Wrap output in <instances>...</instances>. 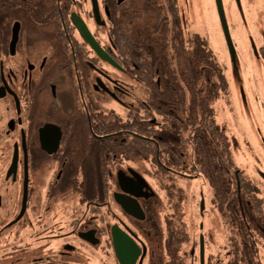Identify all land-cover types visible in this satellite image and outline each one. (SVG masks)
Wrapping results in <instances>:
<instances>
[{"label":"flooded vegetation","instance_id":"obj_1","mask_svg":"<svg viewBox=\"0 0 264 264\" xmlns=\"http://www.w3.org/2000/svg\"><path fill=\"white\" fill-rule=\"evenodd\" d=\"M221 3L222 12L217 0L208 2L207 24H197L179 0L176 21L170 0H97L99 21L92 0H0V264H90L97 253L100 264H172L170 253L185 264L187 215L198 225L190 252L198 264L201 236L204 264H236L245 252L251 255L238 264H263L261 191L229 179L226 197H217L194 149L197 132L159 116L154 91L127 65L123 47L149 27L148 43L162 41L163 29L186 45L209 43L228 83L218 102L235 100L247 127L241 135L264 161L256 137L264 143V0ZM137 11L150 24H116V46L114 16L129 21ZM218 127L232 149L235 135ZM259 175L264 182L262 169ZM190 201L197 214L188 213ZM221 220L230 261L213 263L207 228Z\"/></svg>","mask_w":264,"mask_h":264},{"label":"trees","instance_id":"obj_2","mask_svg":"<svg viewBox=\"0 0 264 264\" xmlns=\"http://www.w3.org/2000/svg\"><path fill=\"white\" fill-rule=\"evenodd\" d=\"M174 1L176 0H170L172 20L178 10ZM130 12L127 11L128 14H131ZM136 14L137 17L129 21L125 16L123 18L119 15L114 16L111 21V24H114L111 34L115 36L116 46L119 43L118 30L115 31L116 24H150L148 20H138V11ZM176 20L179 19L173 21ZM150 31V27L145 31L140 30L137 41H123L125 42L123 47L131 54L126 59L127 65L130 68L136 67L140 79L154 91V108L159 116L171 117L174 122L182 121L188 131L193 129L197 132L193 139L194 149L197 155L202 154V174L217 197H226L225 182L229 179L247 182V189L250 186L249 181L244 178L243 172H238L234 164L231 143L219 129L216 121L217 102L228 94V83L213 49L205 41L192 43L189 41L186 45L180 36L172 35L169 39L164 29L158 31L160 33L158 38H162V41L148 43L146 41L150 37ZM129 32L133 37V31ZM176 58L177 63L174 62ZM182 58L185 59L184 65ZM174 68L179 70L176 69V72ZM158 78L161 80L160 86L157 83ZM181 85H185L186 89ZM152 116L156 117L155 114ZM234 170L238 172L237 175L233 173ZM170 255L172 264H180L176 262V253ZM248 255H251L250 252L239 254L236 264L246 261Z\"/></svg>","mask_w":264,"mask_h":264},{"label":"rangeland","instance_id":"obj_3","mask_svg":"<svg viewBox=\"0 0 264 264\" xmlns=\"http://www.w3.org/2000/svg\"><path fill=\"white\" fill-rule=\"evenodd\" d=\"M210 1L211 0H179L182 9L186 8L187 12H191V16L197 24H207L204 8H205V5ZM213 17H214L213 19L216 20L215 15H213ZM220 60L223 64L227 66L226 61L222 57H220ZM259 85L260 84L258 80H255L253 86L258 88ZM139 95L142 96L141 92L139 93ZM230 99L232 101L231 97H229L227 101L229 102ZM248 109L254 111L253 107L248 108ZM237 115H239L241 118L240 112L238 111V107L235 104L234 99H233V103L224 102L222 99L218 102L217 117H216V121L218 125L226 126L227 131H230L233 135H235V138H232L236 142V143L235 142L233 143L232 154H233V159L236 163V166L241 171H243L244 178L246 180L253 182L254 184L257 185V187L261 191V196H264V182L261 181L262 178L260 179V175H259V170L262 169V171H264V161L260 157L261 153H259V156L258 155L256 156L255 151L252 150L250 147H248V144L244 141L246 137H243L241 135V129L242 130L247 129L246 124H245L246 122L244 121V119L242 122V118L241 120H239ZM257 121L259 122V119ZM257 134H256V137L259 143L258 145L264 151V143L262 142L261 138ZM207 190L208 189L206 187L205 191ZM211 192L208 197L209 201L212 197ZM187 208H188V213L193 212L194 214H197L198 212V208L195 202L194 204H191V201H190L187 204ZM166 212L167 210H164V209L161 212L163 217H164V213ZM189 218H190V215H187V218H186L187 230L185 232L188 235V241L182 244V249H181L180 254L185 264H198L197 260H194V258L190 254L191 250L196 246V241L198 240V225L196 221H192ZM207 229H208L207 233L209 234V236L207 237V249H206L208 258H212L213 263H215V261H217L219 257L225 260V262L230 261V257L228 254V251L230 249L229 241H228L230 237L228 236V232L230 230L227 227H224L222 220L219 226L215 230H213L214 228L211 227V224L208 225ZM97 254L98 255L95 256L90 261V264H100L101 255L99 253ZM259 254H260V259L262 260V263L264 264V248L260 249Z\"/></svg>","mask_w":264,"mask_h":264},{"label":"water","instance_id":"obj_4","mask_svg":"<svg viewBox=\"0 0 264 264\" xmlns=\"http://www.w3.org/2000/svg\"><path fill=\"white\" fill-rule=\"evenodd\" d=\"M120 1H122V0H119V2ZM92 2H93L95 17L99 21V12H98L97 0H92ZM217 4L219 6L220 11L222 12V10H221L222 9L221 0H217ZM73 23L77 26V28L79 29V31L82 34V36L85 38L86 41H88V43L92 46V48L98 54L104 56V58L106 59L107 56L105 55V53L103 52V50L99 47V45L96 43V41L94 40L93 36L91 35V33L89 32V30L85 26V23L80 18L75 17V16L73 17ZM108 61H110V59H108ZM203 256H204V239H203V236H201V260H202V264H204ZM120 259H121V257H120Z\"/></svg>","mask_w":264,"mask_h":264}]
</instances>
